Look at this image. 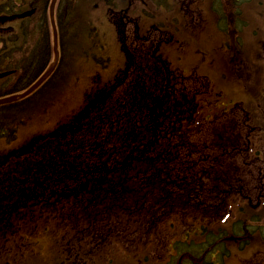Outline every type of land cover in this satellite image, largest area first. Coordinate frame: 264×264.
<instances>
[{
	"label": "trees",
	"instance_id": "obj_1",
	"mask_svg": "<svg viewBox=\"0 0 264 264\" xmlns=\"http://www.w3.org/2000/svg\"><path fill=\"white\" fill-rule=\"evenodd\" d=\"M152 74L142 83L152 92L137 86L133 76L131 93H116L118 102L110 111L100 110L104 101L99 99L89 112L97 109L92 118L65 123L61 133L58 129L0 156V246L8 228L23 229L18 218L25 213L30 234L60 232L69 239L66 247L91 262L109 256L114 247L129 251L136 261L148 260L156 256L153 245L168 256L156 262L200 264L198 253L214 258L239 239L244 222L216 221L224 184L241 182L227 164L211 160L215 170L206 172L203 186L192 183L194 189L187 179L191 174L198 180L191 159L224 150V143L231 144L223 137L229 132L216 130L218 148L192 146L186 131L171 127L184 114V99L172 94L164 76ZM15 83L6 94L26 88L25 70ZM174 132L177 138H170ZM142 248L150 254L141 256Z\"/></svg>",
	"mask_w": 264,
	"mask_h": 264
},
{
	"label": "rangeland",
	"instance_id": "obj_2",
	"mask_svg": "<svg viewBox=\"0 0 264 264\" xmlns=\"http://www.w3.org/2000/svg\"><path fill=\"white\" fill-rule=\"evenodd\" d=\"M206 2V11H202V15L194 14L191 20L207 17L205 19L209 22L207 29L201 34L182 36L186 40V46H181L173 57L178 61V69L181 67L188 73L192 71V74H198L202 78L197 81L199 85L202 86L208 78L215 81L216 91L213 92L215 94L212 97L221 98V93L225 92L222 102L237 100L244 102L245 105L248 104L251 114L257 120L255 153L249 157L254 155L256 157L253 162L248 160V163L246 161L242 164L240 173L245 182L244 186L249 184L254 188V183L255 186L259 183L260 174H264L262 168V172L259 170L260 166L264 165V0H206ZM49 4L48 8L53 4V0H49ZM108 4L109 0H60L59 64L53 75L26 99L15 104L0 106V156L12 150L19 151L23 147L26 148V145L32 141L40 142L37 140H43L65 123H74L86 116L92 118L94 116L92 113L97 109L90 115L89 112L99 99L101 102L104 101L100 110L106 108V112L107 109L110 111L111 103L118 102L119 94L116 96V93H131L124 90L129 77H137L136 85H142L144 72L139 70L134 62L130 63L132 59L127 61V65L119 71L120 73L114 70L122 62L115 46L113 28L105 15ZM8 6L16 7L15 4ZM19 6H26V0L19 3ZM1 9L4 10V7ZM220 14L224 18L222 29L216 25ZM166 16L170 21L179 22L175 14L173 17L170 14ZM40 18L38 25L32 26V37L35 43L41 42L46 46L47 60L40 74L32 75L26 79V82L32 78L38 79L43 71L47 72L48 65L51 66L52 59L56 56L52 17L50 19L48 13L46 18L44 16ZM167 27L168 30L171 29L170 26ZM23 31L24 36L17 39L10 35H6L7 38L0 37V49H6L0 51V54H4L0 56V71L1 67L14 64L20 68L21 74L22 70L26 72V24ZM91 36L95 37L93 42L95 53H91ZM101 44H104L105 48L99 50L98 46ZM213 47L212 56L208 59V50ZM16 50L20 52L15 54ZM135 60L140 62L137 58ZM112 62L113 67L104 73L105 76H101V72L112 66ZM120 67H123V64ZM166 68H169L168 64ZM18 77L15 75L0 79V95L12 90ZM103 85L106 90L101 93ZM231 122L236 125L234 118ZM230 126L232 125L228 123L225 127ZM222 127L218 125L215 129ZM194 138L200 146L203 140H206L200 134H195ZM74 150L75 146L71 149V153ZM224 158L227 162L231 161L230 157L224 156ZM234 161L236 162L237 159ZM31 162V159H26V163ZM197 186L199 187V184ZM254 213H261L263 217L254 220L244 218L242 220L244 226L241 230L255 237L254 245L247 249L236 247L230 242V248L220 254L217 264H264V245L261 244L262 241L264 242V209H254ZM232 226L223 232H227ZM241 232L239 234L242 236ZM22 242V238L18 240V244L22 247L15 244L0 248V264H61L65 259L61 237L49 233ZM143 249L141 256L148 253L146 248ZM69 254H71L70 250L68 256ZM165 255L166 253L160 251L157 256H149V261L137 262L129 252H115L111 256V261L97 259L96 263L83 264H166L162 260L153 261V257L158 259ZM198 255L199 258L195 259V262L199 260L200 264L207 262L211 264L210 261L214 260L208 252ZM185 258L188 256L183 257ZM142 261L147 262L140 263Z\"/></svg>",
	"mask_w": 264,
	"mask_h": 264
},
{
	"label": "flooded vegetation",
	"instance_id": "obj_3",
	"mask_svg": "<svg viewBox=\"0 0 264 264\" xmlns=\"http://www.w3.org/2000/svg\"><path fill=\"white\" fill-rule=\"evenodd\" d=\"M22 2L23 0H19L18 3L21 4ZM206 3V0H109V4L105 8V14L110 20V26L113 28L112 34L116 39L115 46L122 62L118 64L119 68L116 67L114 70H117V72L123 70L127 65V61L135 58L140 61L161 60L171 62L172 60H177L173 57L176 51L181 46H186V40L182 36L188 37V35L194 33L201 34L207 29L206 27L209 23L205 21L207 17L191 20L194 14L202 15L201 12L206 11ZM0 4L1 6L6 4V0L1 1ZM8 5L5 6V10L0 11V15L9 13L11 8ZM49 5V0H26L25 9L30 12L26 16V79L32 75L38 76L42 71L41 68L46 64V46L44 43L34 42L32 26L34 24L38 25L37 22L41 20L40 17L44 16L46 18L49 12ZM20 8H23V6ZM60 12L59 0L56 5V22L58 26L60 24ZM166 14H170L171 17L174 14L177 15L179 22L175 23L172 20H168ZM21 21L19 19L9 22L0 21V37L7 38L5 37L7 35L5 32L16 28ZM222 23L223 18L220 14L216 20L218 28L222 29ZM167 26H170L171 29L168 30ZM94 38V36H91V53L96 52L93 44ZM104 48V44L98 46L99 50ZM32 54H35V56L33 57ZM121 64H123V67H120ZM112 67L113 62L112 66L103 72L105 73ZM104 73L101 76H105ZM261 168L264 171V165L260 166L259 170ZM248 193H256L257 200L261 201V197H264V182L260 180L256 186L254 183V188L250 186Z\"/></svg>",
	"mask_w": 264,
	"mask_h": 264
},
{
	"label": "water",
	"instance_id": "obj_4",
	"mask_svg": "<svg viewBox=\"0 0 264 264\" xmlns=\"http://www.w3.org/2000/svg\"><path fill=\"white\" fill-rule=\"evenodd\" d=\"M54 5H52V19H53V23H54V33H55V60L54 62L51 64L50 68L47 70V72L42 75V77L33 85L31 86L29 89H27L26 91L22 92V93H17L11 96H7V97H3L0 98V104L3 103H8V102H13L16 100H19L21 98H24L25 96L31 94L40 84H42L47 78L48 76L52 73V71L55 69L57 63H58V59H59V50H58V36H57V30H56V25H55V21H54V6L56 3V0L53 1ZM20 17L26 16V12L18 15ZM7 73H0V77L6 75Z\"/></svg>",
	"mask_w": 264,
	"mask_h": 264
},
{
	"label": "bare ground",
	"instance_id": "obj_5",
	"mask_svg": "<svg viewBox=\"0 0 264 264\" xmlns=\"http://www.w3.org/2000/svg\"><path fill=\"white\" fill-rule=\"evenodd\" d=\"M154 64H155V61H147L145 63V67L150 68V67L154 66ZM236 109H237L236 107H231L228 111V115H230L231 117L234 115V117H232V118H234L237 121H240L242 119V113L241 112H239V113L235 112ZM210 114H211L212 118H215L216 125H218L219 121H220V116L217 114L215 116H213L211 110H210ZM250 242L251 241L248 237L246 239H244V241H243L245 246L248 245Z\"/></svg>",
	"mask_w": 264,
	"mask_h": 264
}]
</instances>
